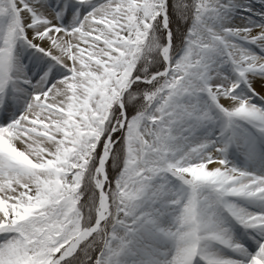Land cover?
I'll list each match as a JSON object with an SVG mask.
<instances>
[{"label": "snow or ice", "instance_id": "1", "mask_svg": "<svg viewBox=\"0 0 264 264\" xmlns=\"http://www.w3.org/2000/svg\"><path fill=\"white\" fill-rule=\"evenodd\" d=\"M0 264H264V0H0Z\"/></svg>", "mask_w": 264, "mask_h": 264}, {"label": "rangeland", "instance_id": "2", "mask_svg": "<svg viewBox=\"0 0 264 264\" xmlns=\"http://www.w3.org/2000/svg\"><path fill=\"white\" fill-rule=\"evenodd\" d=\"M233 160L234 162L239 165L243 161V156L239 152L233 153Z\"/></svg>", "mask_w": 264, "mask_h": 264}, {"label": "bare ground", "instance_id": "3", "mask_svg": "<svg viewBox=\"0 0 264 264\" xmlns=\"http://www.w3.org/2000/svg\"><path fill=\"white\" fill-rule=\"evenodd\" d=\"M245 163H246V161H245L244 158H243V161H242L241 163H239V166H244Z\"/></svg>", "mask_w": 264, "mask_h": 264}]
</instances>
